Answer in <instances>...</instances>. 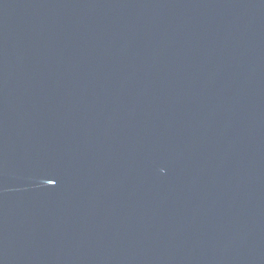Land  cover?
<instances>
[{"label":"water","instance_id":"obj_1","mask_svg":"<svg viewBox=\"0 0 264 264\" xmlns=\"http://www.w3.org/2000/svg\"><path fill=\"white\" fill-rule=\"evenodd\" d=\"M0 264H264V0H0Z\"/></svg>","mask_w":264,"mask_h":264},{"label":"snow or ice","instance_id":"obj_2","mask_svg":"<svg viewBox=\"0 0 264 264\" xmlns=\"http://www.w3.org/2000/svg\"><path fill=\"white\" fill-rule=\"evenodd\" d=\"M54 182V181H53Z\"/></svg>","mask_w":264,"mask_h":264}]
</instances>
